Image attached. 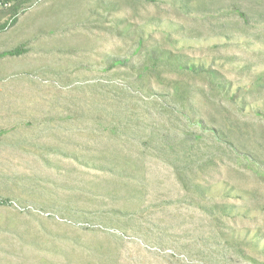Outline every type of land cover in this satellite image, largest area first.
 <instances>
[{
	"label": "rangeland",
	"instance_id": "374dc122",
	"mask_svg": "<svg viewBox=\"0 0 264 264\" xmlns=\"http://www.w3.org/2000/svg\"><path fill=\"white\" fill-rule=\"evenodd\" d=\"M16 13L0 32V53L27 50L0 58V219L58 264H264V0ZM61 126L73 156L122 170L63 164L42 132Z\"/></svg>",
	"mask_w": 264,
	"mask_h": 264
},
{
	"label": "crops",
	"instance_id": "0c3cea01",
	"mask_svg": "<svg viewBox=\"0 0 264 264\" xmlns=\"http://www.w3.org/2000/svg\"><path fill=\"white\" fill-rule=\"evenodd\" d=\"M248 4L250 5V3ZM262 18L264 19V14ZM259 26H261V33L264 32V21L263 23L261 22ZM252 43L256 44L255 41H252ZM263 46L264 45H262V47ZM262 50L264 51V49ZM71 129L72 128L69 126H61L48 128V130L42 131L45 133V135H47L46 137L48 139L53 141L54 148L53 146L50 148L54 152L53 154H56V157L63 161V164L72 163L77 166H81V168H83V170L85 171L94 170L110 175L118 172L120 169L122 170L120 164L117 161L105 163L100 160L99 162H95V160L93 161L89 158L80 160L78 155L73 156L72 153L65 150L70 146H74L72 145L74 142V136L72 135L73 131H69ZM115 154L112 153V156L120 155L119 153ZM41 157L44 158V156ZM47 161L49 160L46 159V162ZM91 164L93 165L91 166ZM139 186L141 185L139 184ZM36 244H34L33 241H31V243H28L26 237H24V231H19L16 229L12 230L9 222L0 219V264H58V261L60 260L59 253L52 252L50 251V249H46L45 251H35L38 249L36 247Z\"/></svg>",
	"mask_w": 264,
	"mask_h": 264
},
{
	"label": "trees",
	"instance_id": "16d2710c",
	"mask_svg": "<svg viewBox=\"0 0 264 264\" xmlns=\"http://www.w3.org/2000/svg\"><path fill=\"white\" fill-rule=\"evenodd\" d=\"M26 3H34L33 0H17V2L14 4V6L12 8H10L9 10H7V12H11L14 11L15 13L18 11L19 7L22 4H26ZM2 13H6V11L0 12V14ZM17 16L18 14L16 13L10 20L9 22L4 23L3 25L0 26V32H3L5 30H7L9 27L13 26L16 22H17ZM123 21V20H122ZM124 22V21H123ZM134 32V31H133ZM135 33V32H134ZM27 50L24 47H18L14 50H10V51H5L0 53V58L3 57H7V56H18V55H22L24 53H26ZM102 127V130L104 132H112V134L116 135V132L113 130H110V127ZM70 132L73 131L72 135L74 134V129L72 128L71 130H69ZM94 131V130H93ZM94 133H98L96 131H94ZM74 136V135H73Z\"/></svg>",
	"mask_w": 264,
	"mask_h": 264
},
{
	"label": "built area",
	"instance_id": "2783aa9c",
	"mask_svg": "<svg viewBox=\"0 0 264 264\" xmlns=\"http://www.w3.org/2000/svg\"><path fill=\"white\" fill-rule=\"evenodd\" d=\"M44 0H33L34 3L43 2ZM17 0H0V12L7 11L14 6Z\"/></svg>",
	"mask_w": 264,
	"mask_h": 264
}]
</instances>
